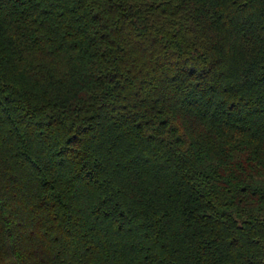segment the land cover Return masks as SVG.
<instances>
[{"label":"trees","instance_id":"1","mask_svg":"<svg viewBox=\"0 0 264 264\" xmlns=\"http://www.w3.org/2000/svg\"><path fill=\"white\" fill-rule=\"evenodd\" d=\"M0 264H264V0H0Z\"/></svg>","mask_w":264,"mask_h":264}]
</instances>
